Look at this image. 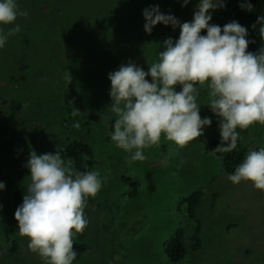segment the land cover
Here are the masks:
<instances>
[{"label": "rangeland", "instance_id": "374dc122", "mask_svg": "<svg viewBox=\"0 0 264 264\" xmlns=\"http://www.w3.org/2000/svg\"><path fill=\"white\" fill-rule=\"evenodd\" d=\"M17 2L29 15L17 18L14 23L21 31L9 36L0 49V102L6 101L0 104V164L7 160V170L14 174L21 166L24 176L15 177L13 183L0 178L5 182L0 190V240L10 242H0V264H43L29 250V238L19 235L15 212L7 211L4 197L8 186H19L17 180L30 183L25 167L30 151L55 153L68 141L90 142L96 134L104 140L96 138L92 170L100 171L104 183L87 200L89 223L73 238L78 253L73 264H264V191L251 181L230 182L220 158L205 150L206 141L220 137L218 118L203 105L208 100L206 86H198L200 115L211 117L213 123L184 146L162 136L159 145L144 150L145 160L130 163L129 154L111 141L112 130L100 125L101 115L111 121L116 118L107 108L111 103L108 73L129 62L147 71L163 50L159 45L180 31L160 23L146 33L143 10L159 5L162 13L174 15L181 23L191 22L198 0H189L183 7V0ZM0 27L7 33L13 25ZM148 43L156 46L157 54H152ZM71 99L85 112L72 115L77 116L74 120L61 108ZM92 109L95 112L87 114ZM237 131L247 155L264 147V126L259 123ZM127 168L144 184V196H126L129 185L120 177L127 175ZM197 191L202 193L200 202L195 218H189L186 206L178 210V204ZM23 197L13 204L15 209ZM198 224L201 247L194 250L191 237ZM180 228L186 253L172 262L165 246Z\"/></svg>", "mask_w": 264, "mask_h": 264}, {"label": "clouds", "instance_id": "9594fccd", "mask_svg": "<svg viewBox=\"0 0 264 264\" xmlns=\"http://www.w3.org/2000/svg\"><path fill=\"white\" fill-rule=\"evenodd\" d=\"M188 3L183 0L181 6ZM226 6V0H198L193 20L183 23L162 13L159 5L143 10L146 33L151 34L153 27L162 23L174 30L179 27L180 34L178 39L168 37L159 45L163 50L147 71L129 62L108 73L111 103L107 108L116 117L110 139L129 154L130 163L145 160L144 150L159 145L162 136L184 146L203 135L213 120L200 115L199 87L206 86L208 100L203 105L218 118L221 139L213 155L237 147V129L255 123L264 126V49L248 51L254 41L247 38V28L235 20L223 27L209 23L212 11ZM240 7L250 11L253 5L246 2ZM28 15L17 0H0V25H13L7 33L0 27V49L9 36L21 31L14 23L17 18ZM257 23L264 36V16H259ZM202 30L206 33L201 34ZM25 167L30 183L14 213L18 233L29 238V250L43 264H73L78 256L73 238L89 223L85 207L88 198L102 188L101 173L76 170L74 162L62 158L59 150L39 155L32 150ZM227 179L233 184L251 181L253 187L264 191V147L250 151ZM4 189L5 182L0 181V190Z\"/></svg>", "mask_w": 264, "mask_h": 264}, {"label": "trees", "instance_id": "16d2710c", "mask_svg": "<svg viewBox=\"0 0 264 264\" xmlns=\"http://www.w3.org/2000/svg\"><path fill=\"white\" fill-rule=\"evenodd\" d=\"M250 2L253 7L250 11L244 10L240 7L241 3ZM226 7L220 8L212 11V20L209 22L210 24H216L221 27L223 25L235 20L239 22L242 26H245L248 30V39L254 41V43L249 44V48L252 49L254 53L258 52L259 49H264V36L260 35L259 28L260 24L257 23V19L259 16H264V0H226ZM170 30V27L169 29ZM168 30H163L162 32H165L164 34H168ZM206 30H202L201 34H205ZM180 31H176L171 37L173 40L179 38ZM154 44L148 43L147 46L150 48L153 55L157 54V48L156 46H153ZM6 101L0 102V104H5ZM61 108L65 110L68 114H70V119H76V117L72 118V115H79L80 113L84 112V107H80L78 101L76 99L66 100L65 105H62ZM77 109V111H76ZM53 110V109H50ZM95 112L94 109L87 111V114H93ZM98 112V111H97ZM85 113V112H84ZM59 117H55L53 119H58ZM92 118V116H89L88 119ZM100 118V125H103V128L108 127L110 130H114V121L115 120H108L105 119L103 115L99 116ZM91 127H89L90 129ZM101 135L96 134L92 139H90V142L78 138L71 141H68L64 146H61L58 150L60 151V154H62L64 157L72 159L74 164L76 165V170L81 172L91 171L94 166V158H93V150H94V144L97 142L96 138ZM103 139V136H101ZM220 137L215 138L212 140H208L205 143V150L207 152H210L213 154L214 148L220 143ZM216 156H218L222 162L223 168L227 173H233L235 168L243 162V160L246 158L247 155V149L244 146V143L242 141L241 135L239 133V139L237 141V147L229 153H216ZM3 164L1 166L0 164V178H5L8 180L9 183H13L15 181V177H18L19 180L24 176V172L21 168V166L18 167L15 174L7 170L8 161H2ZM132 169V168H131ZM141 174H145L146 171H141ZM117 179V178H115ZM125 179V183L129 185V189L126 191V196L128 197H134V196H144L146 194L145 186L139 179V176L136 174H133L132 171L128 170L127 168V175H122L120 177V180ZM17 182L19 183V186H15L14 184L8 186L6 188V192L4 194V197L6 199L7 203V211L8 212H15L16 209L14 208L13 204L18 200L21 199L22 196L26 194L24 192V189H27L29 182L27 180H24L23 182ZM119 179L117 181L120 182ZM200 191H197L190 195L187 198H182V200L178 204V210H181V207L183 205L186 206L187 209V216L194 218L196 214V209L198 207V204L200 202V198L202 193H198ZM12 205V206H11ZM199 231H200V225H197V229L195 234L191 237V247L195 249H199L201 247V239L199 238ZM178 233L175 234V236L166 243L165 246V252L167 255V258L171 260L172 262L180 261L185 257L186 253V247L184 242V231L182 228L177 231ZM3 244H9V241L3 242L0 240ZM87 247V245H85Z\"/></svg>", "mask_w": 264, "mask_h": 264}, {"label": "crops", "instance_id": "0c3cea01", "mask_svg": "<svg viewBox=\"0 0 264 264\" xmlns=\"http://www.w3.org/2000/svg\"><path fill=\"white\" fill-rule=\"evenodd\" d=\"M123 258L125 259L126 257H125V256H123Z\"/></svg>", "mask_w": 264, "mask_h": 264}, {"label": "bare ground", "instance_id": "6f19581e", "mask_svg": "<svg viewBox=\"0 0 264 264\" xmlns=\"http://www.w3.org/2000/svg\"><path fill=\"white\" fill-rule=\"evenodd\" d=\"M22 26V25H21Z\"/></svg>", "mask_w": 264, "mask_h": 264}]
</instances>
